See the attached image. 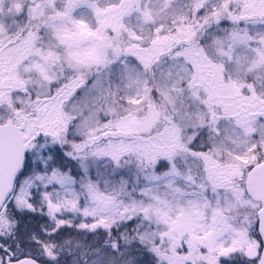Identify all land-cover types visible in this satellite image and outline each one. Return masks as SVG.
Here are the masks:
<instances>
[{"label": "snow or ice", "instance_id": "6c2138e0", "mask_svg": "<svg viewBox=\"0 0 264 264\" xmlns=\"http://www.w3.org/2000/svg\"><path fill=\"white\" fill-rule=\"evenodd\" d=\"M0 264H264V0H0Z\"/></svg>", "mask_w": 264, "mask_h": 264}]
</instances>
